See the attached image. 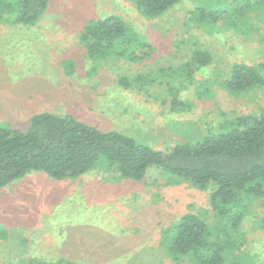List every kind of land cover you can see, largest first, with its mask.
Returning a JSON list of instances; mask_svg holds the SVG:
<instances>
[{
    "label": "rangeland",
    "instance_id": "1",
    "mask_svg": "<svg viewBox=\"0 0 264 264\" xmlns=\"http://www.w3.org/2000/svg\"><path fill=\"white\" fill-rule=\"evenodd\" d=\"M235 1L180 0L148 20L132 0H50L34 25L0 22V125L25 129L41 112L71 115L168 151L261 113L264 87L232 95L221 84L236 63L264 65V14L250 12L238 29L226 18L209 25L191 15ZM113 14L152 45L149 58L87 57L84 27ZM196 50L212 61L188 79L180 70ZM210 197L157 169L140 182L101 169L64 180L32 171L0 188V264H176L161 241L183 215H199L214 235L222 228ZM241 232L246 241L226 250L225 264H264V198L249 205Z\"/></svg>",
    "mask_w": 264,
    "mask_h": 264
},
{
    "label": "trees",
    "instance_id": "2",
    "mask_svg": "<svg viewBox=\"0 0 264 264\" xmlns=\"http://www.w3.org/2000/svg\"><path fill=\"white\" fill-rule=\"evenodd\" d=\"M132 1L140 16L151 20L180 0ZM49 4L50 0H0V22L34 25ZM252 11L264 14V0H236L225 11L195 8L191 15L197 23L209 25L226 18L238 29L249 25L247 16ZM80 40L87 57L94 61L112 57L138 62L149 58L153 51L143 35L115 14L89 22ZM211 61L209 52L196 50L180 68V74L189 79ZM120 83L130 86L127 78ZM221 85L232 95L263 88L264 65L236 63ZM178 94L175 90L171 100L175 109L183 106ZM93 169L138 182L157 169L161 176L168 173L179 183L211 190V207L222 225L218 233L214 235L199 215L187 213L165 232L161 244L176 264H225L226 250H240L246 241L241 224L249 205L264 198V110L239 116L219 133L178 143L168 151L156 150L118 131H102L71 115L41 112L32 116L25 129L0 125V188L32 171L64 180Z\"/></svg>",
    "mask_w": 264,
    "mask_h": 264
}]
</instances>
